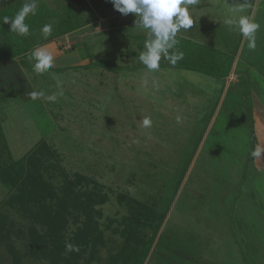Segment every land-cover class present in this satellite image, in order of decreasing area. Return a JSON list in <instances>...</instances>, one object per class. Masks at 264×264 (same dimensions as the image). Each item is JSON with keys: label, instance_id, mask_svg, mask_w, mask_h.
<instances>
[{"label": "rangeland", "instance_id": "rangeland-1", "mask_svg": "<svg viewBox=\"0 0 264 264\" xmlns=\"http://www.w3.org/2000/svg\"><path fill=\"white\" fill-rule=\"evenodd\" d=\"M75 1L71 7L69 0H39L37 14L27 18L36 17L39 28L60 22L59 14L69 23L81 20L73 32L36 46L53 51L49 72H33L29 55L36 48L0 66V80L12 89L0 92V123L12 158L45 140L61 155L59 166L45 174L58 191L75 175L102 188L107 200L96 209L107 246L92 264L105 263L123 243L112 231L128 214L120 195L165 217L145 264H264V154L250 155L257 144L264 147V39L256 41L261 63L239 65L225 76L243 43L241 62L256 49L250 51L224 20L231 7L244 5L240 14L259 23L258 0H200L195 6L193 28L177 36L184 53L177 64L200 72L169 62L155 72L137 67L145 39L134 36L147 35L135 29L136 17L97 14L118 12L109 0ZM37 32L33 38L45 40ZM57 79L64 94L55 102L29 98L33 91L58 92ZM144 117L151 118L150 128L143 127ZM8 195L0 184V213L10 218L12 232L24 233L10 238L21 264H46L28 255L31 222L3 203ZM75 228L70 223L69 232ZM12 261L0 243V264Z\"/></svg>", "mask_w": 264, "mask_h": 264}, {"label": "trees", "instance_id": "trees-1", "mask_svg": "<svg viewBox=\"0 0 264 264\" xmlns=\"http://www.w3.org/2000/svg\"><path fill=\"white\" fill-rule=\"evenodd\" d=\"M75 2L69 0L70 6L74 7ZM24 3L25 0H4L0 3V66L26 55L53 36L73 32L79 23L82 24L79 19L69 23L59 14L57 18L61 21L56 20L58 23L53 24V32L58 29L60 31L53 33L47 40H35L33 35L41 31L35 17L26 19L30 27L29 34L17 36L10 33V24H4L3 17L14 16ZM86 6L90 13H97L89 5ZM105 12L99 11L97 14L102 17L111 16ZM134 37L137 40L146 39L144 36ZM140 47L138 48L141 49ZM160 65L161 68H169L168 62ZM136 66L144 68L142 64ZM176 68L199 71L197 67L184 62H179ZM227 75L229 72L225 76ZM4 83L2 81L0 86ZM7 89L12 91L9 85ZM60 159V153L45 140L39 141L20 159H13L0 123V184L6 187L9 193L3 203L16 208L23 218L31 222L26 232L28 255L46 264H92L93 261L100 260V248L107 246L98 222L102 213L96 209V206L106 202L107 195L97 183L82 175H75L73 179L66 180L58 191L50 184L45 174L56 169ZM87 185L92 186L88 188ZM118 200L127 208L128 214L118 221L117 227L112 231L123 238V243L115 252L109 254L106 262L102 264H145L165 217L159 216L156 211L132 197L120 195ZM9 219L7 214L0 213V243L7 247L13 259L12 264H21V254L10 238L13 233L18 234V237L24 233L21 230L12 232L13 223H10ZM114 222L115 220H110V223ZM70 223L76 227L71 232ZM148 229L153 230L151 235L146 234ZM67 244L78 245L80 251H66Z\"/></svg>", "mask_w": 264, "mask_h": 264}, {"label": "clouds", "instance_id": "clouds-1", "mask_svg": "<svg viewBox=\"0 0 264 264\" xmlns=\"http://www.w3.org/2000/svg\"><path fill=\"white\" fill-rule=\"evenodd\" d=\"M4 0H0L3 3ZM114 9L123 16L133 14L136 17L135 29L144 32L147 38L144 41V50L139 54V61L148 72H155L160 69L161 60L169 62L175 66L182 60L184 53L180 51V44L177 38L178 33L188 31L193 28V14L197 11L196 5L200 0H109ZM39 7V0H25L22 7L14 16H4L3 23L10 24V33L17 36H26L30 32L26 19L35 16ZM245 6L238 5L231 7L232 15L225 18L224 23L233 30H238L239 34L248 41L247 47L250 51L256 49V34L261 25L254 22L251 16L243 13ZM43 39L47 40L53 34V24L46 23L41 28ZM29 60L34 61L32 65L36 76H41L49 72L54 67V53L47 46L36 48L29 55ZM75 83V81H73ZM58 92L45 96L43 91L30 92L29 98L36 101L40 97L55 102L58 96H62L63 82L56 81ZM179 120V117H177ZM144 128L152 126L150 117H144L141 121ZM264 154V147L257 144L250 155L260 159ZM66 251L79 252L78 245L67 244Z\"/></svg>", "mask_w": 264, "mask_h": 264}, {"label": "crops", "instance_id": "crops-1", "mask_svg": "<svg viewBox=\"0 0 264 264\" xmlns=\"http://www.w3.org/2000/svg\"><path fill=\"white\" fill-rule=\"evenodd\" d=\"M257 11H259L258 12V17H257V20L259 21V23H260V25H261V27H260V30L257 32V34H256V41H260L261 39H264V3H263V0H262V6H260V0H258V2H257V5H256V12ZM120 15H122V14H120V13H118V12H116L114 15H111V16H108V17H106V18H108V19H114V18H117V16H120ZM249 16H250V14H249ZM261 19V20H260ZM114 20H116V19H114ZM109 22H110V20H109ZM111 25L112 26H114L113 25V22H111ZM110 27L111 28V30L112 29H114V27ZM126 27H127V25H126ZM69 34V33H68ZM245 39L246 38H243L242 37V40L241 41H245ZM243 47H244V43H243V45H242V47H241V50H240V53L238 54L237 52L235 53V58H238V61L237 60H235L234 62H233V64H232V69H231V71L229 72V75L231 74V73H234L236 70H237V68H238V66L240 65L241 67H245V68H248V67H250V68H252V66H249V64L252 62V65H254V64H256V63H261L260 62V57L261 58H263V56H260V53H259V51L260 50H262L263 48H262V46H258L257 47V49L255 50V54L254 55H250V59L248 60L246 57H245V59L241 62V58H242V52H243ZM259 50V51H258ZM260 52H262V51H260ZM182 71H185V69H181ZM188 71H191V70H188ZM240 73H243V72H240ZM229 75H228V77H229ZM230 88V87H229ZM229 88H228V85L226 86V88H225V90H226V92L229 90ZM215 114V113H214ZM213 114V115H214ZM211 119H213V120H215V117L213 116V117H211Z\"/></svg>", "mask_w": 264, "mask_h": 264}, {"label": "water", "instance_id": "water-1", "mask_svg": "<svg viewBox=\"0 0 264 264\" xmlns=\"http://www.w3.org/2000/svg\"><path fill=\"white\" fill-rule=\"evenodd\" d=\"M2 83V80H0V84ZM7 88V85H5V84H2L1 86H0V92L2 91V90H4V89H6Z\"/></svg>", "mask_w": 264, "mask_h": 264}, {"label": "built area", "instance_id": "built-area-1", "mask_svg": "<svg viewBox=\"0 0 264 264\" xmlns=\"http://www.w3.org/2000/svg\"><path fill=\"white\" fill-rule=\"evenodd\" d=\"M87 3H88V1H87Z\"/></svg>", "mask_w": 264, "mask_h": 264}]
</instances>
